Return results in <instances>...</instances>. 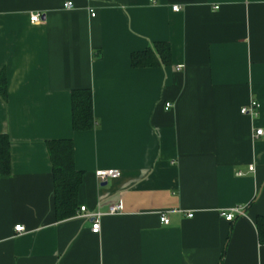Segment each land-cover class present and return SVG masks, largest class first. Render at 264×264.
<instances>
[{
	"label": "crops",
	"instance_id": "1",
	"mask_svg": "<svg viewBox=\"0 0 264 264\" xmlns=\"http://www.w3.org/2000/svg\"><path fill=\"white\" fill-rule=\"evenodd\" d=\"M158 41L172 63L133 68ZM1 72L0 264H264V0H0ZM80 88L93 93L91 130L73 129ZM253 100L258 115L243 114ZM67 138L79 207L105 213L98 234L80 211L56 217L47 142ZM233 207L244 213L220 215ZM170 209L182 212L164 225Z\"/></svg>",
	"mask_w": 264,
	"mask_h": 264
},
{
	"label": "trees",
	"instance_id": "2",
	"mask_svg": "<svg viewBox=\"0 0 264 264\" xmlns=\"http://www.w3.org/2000/svg\"><path fill=\"white\" fill-rule=\"evenodd\" d=\"M172 47L168 42H154L146 49L133 52L130 63L133 68H151L171 64ZM8 81L4 72L0 73V97L7 99ZM72 122L75 131L95 128L96 119L93 107V93L89 88H80L71 92ZM10 139L0 134V173L9 175ZM47 150L52 166L54 180V209L58 220L69 219L80 211L78 191L82 184L83 172L74 162V141L72 138L53 139L47 142ZM256 229L259 242L264 244V216H256Z\"/></svg>",
	"mask_w": 264,
	"mask_h": 264
},
{
	"label": "built area",
	"instance_id": "3",
	"mask_svg": "<svg viewBox=\"0 0 264 264\" xmlns=\"http://www.w3.org/2000/svg\"><path fill=\"white\" fill-rule=\"evenodd\" d=\"M64 7L68 8V9H72V8H74V4H73V2L68 1V2L64 3ZM172 9H173V11L178 12L179 10H181V6L178 4V5L173 6ZM94 15H95V12L92 9L91 10V16H94ZM41 17H42L41 13L31 14L30 15V22L35 24V22H39L41 20ZM165 105H166V110L172 106L169 102H167ZM259 109H260V102L253 100V101H251V103L248 106H244L241 109V112L243 114H248L251 117H255L258 115ZM262 133H263L262 129H256V135H262ZM249 170L252 171L253 167L250 166ZM118 175H119V171L117 169L97 170V172H96V177L101 181H107L108 179H112L114 177H117ZM238 175L241 176L242 173H238ZM80 208L81 209H80L79 216H81L83 218L84 217L89 218L91 220V222H93L92 228H91L92 232L95 234H98L100 231V228H101L100 218L103 215H105V213L100 212V211L89 212L88 208H86L85 206H81ZM122 210H123V207H122L121 203L119 202V203L113 204L110 207L108 214L113 215V214L121 213ZM171 212H182V211L179 209L161 210L159 212V220L162 222V224L168 225L170 223L169 214ZM243 213H244L243 208L233 207V208L227 209V211H222L220 213V215L223 218H225L227 221L228 220L233 221L236 216H240ZM187 216L192 217L193 213H187ZM15 231L22 233L25 231V226L22 224H17L15 226Z\"/></svg>",
	"mask_w": 264,
	"mask_h": 264
}]
</instances>
